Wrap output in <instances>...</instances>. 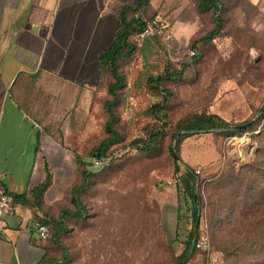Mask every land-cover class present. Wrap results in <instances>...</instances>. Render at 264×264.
I'll list each match as a JSON object with an SVG mask.
<instances>
[{"label": "rangeland", "instance_id": "1", "mask_svg": "<svg viewBox=\"0 0 264 264\" xmlns=\"http://www.w3.org/2000/svg\"><path fill=\"white\" fill-rule=\"evenodd\" d=\"M219 2L223 29L206 41L199 39L215 27L214 13L201 11L200 0H149L141 7L139 14L145 21L165 27L174 39L167 51L160 37L131 38L136 49L119 62L125 79L115 106L120 141L107 150L113 156L108 168L95 169L91 164V151L108 136L104 104L113 81L108 68L102 79L99 73L87 86L85 101L66 109L55 126L46 129L63 145L58 157L70 176L61 196L42 208L52 228L60 220L65 225L59 238L66 254L58 264H179L192 232L197 237L208 235L210 249L193 251L185 264L225 263L226 254L215 242L228 241L234 233L231 226L226 227L227 219L233 217L231 202L215 232L211 211L219 198L231 200L235 195L227 189L211 195V189L241 164L235 160L248 161L254 154L264 140V133L259 134L264 131V117L256 130L242 136L214 130L182 142L178 139L188 132L183 126L199 113H217L230 122L260 117L264 109V0ZM132 3L138 7L136 0ZM193 50L198 57L192 58ZM165 72L172 75L162 82L170 96L158 116L154 110L164 92L151 88L147 81ZM161 130L157 140L150 142L152 134ZM175 155L182 165L192 163L202 170L196 182L201 204L195 226L192 199L179 189L180 180L169 183L177 173ZM72 158L74 163L68 164ZM83 171L89 173L88 186L79 197L83 213L77 217L71 195L83 183ZM168 209L173 211L175 226L165 220ZM249 234L250 239L262 235L260 245L243 244L237 252L243 259L238 256L233 264H255L250 253L253 249L259 255L264 252V228Z\"/></svg>", "mask_w": 264, "mask_h": 264}, {"label": "crops", "instance_id": "2", "mask_svg": "<svg viewBox=\"0 0 264 264\" xmlns=\"http://www.w3.org/2000/svg\"><path fill=\"white\" fill-rule=\"evenodd\" d=\"M125 5L132 0H0V185L23 197L4 216L1 264H57L63 255L34 226L70 179L63 145L46 129L85 101ZM49 173L54 181L37 205L32 191ZM172 212L165 220L174 225Z\"/></svg>", "mask_w": 264, "mask_h": 264}, {"label": "trees", "instance_id": "3", "mask_svg": "<svg viewBox=\"0 0 264 264\" xmlns=\"http://www.w3.org/2000/svg\"><path fill=\"white\" fill-rule=\"evenodd\" d=\"M149 0H137L138 7L134 5H125L120 15V28L114 35L111 44L100 54V79L103 78L102 72L104 68H108L113 81L108 85V93L110 98L105 101V109L108 113V119L105 124V130L107 137L101 142V144L95 147L91 154L96 158H106L109 160L108 164L103 168H108L113 160V156L107 153V150L120 141V135L115 129V123L117 121V115L115 112V106L117 104L118 90L124 85L125 79L120 71V60L127 54L132 53L136 47L132 43L131 38L136 37L149 23L143 19L139 14L141 7L146 5ZM199 8L201 11L206 12L212 10L214 13L215 27L201 37L199 41H206L214 39L223 29V18L220 15V2L219 0H200ZM130 15V17H129ZM158 37V36H153ZM151 38V37H149ZM197 55L192 57L196 58ZM172 75L168 72L159 75H151L148 78V85L158 91L164 92L163 100L156 106L155 114L160 116L163 110L168 104V97L170 92L162 87V82L171 79ZM264 117V109L262 110L258 119H247L241 122H230L222 118L217 113H199L196 114L191 120H189L183 129L187 130V134L178 139V142L186 137H189L198 133H208L211 131H220L223 134L232 136H242L244 133L254 131L257 129L260 123V118ZM166 125H163V128ZM163 132L157 131L150 137V142H155L158 136ZM264 131L260 130V135H263ZM135 146L144 151L148 150V147ZM175 159V172H180V185L181 188L195 204L194 223L195 226L198 220V206L201 204L200 196L196 191V182L200 175L195 173L196 168L190 165H182L180 159ZM235 162H240L238 167L231 168L227 174L220 180V182L211 189V195H215L218 192H223L226 189L232 192L235 196L231 200L224 199L215 203V208L211 211V223L213 224V231L215 232L218 225L224 221L221 217L223 212L226 211V207L231 202L230 212L233 215L232 218L227 219L226 227L231 226L232 232L230 239L225 242H215V246L222 249L226 254V260L224 264H233L234 258H238V250L241 249L243 244L252 242V245H260L261 236L259 239H250L249 231L253 232L256 229L264 228V140H262L259 147L248 161H241L239 159ZM92 164V163H91ZM93 166V165H92ZM98 169V168H95ZM84 181L81 185H78L72 189L71 202L77 208L76 216L81 217L83 213V204L80 201V195L85 191L88 186L87 178L89 173L83 171ZM51 175L47 176V180L35 187L32 194L35 198V203L40 205V199L43 193L50 184ZM21 195H14L13 199H21ZM214 204L211 203V206ZM229 210V209H228ZM36 219L48 226L47 239L53 240L58 244V247L63 250L65 256L66 250L60 241V235L65 231V225L62 220L54 223L53 228L48 219L42 215ZM235 235V236H234ZM198 238L195 233L192 232L184 252L179 256V264H185L193 251H199L192 246V241ZM262 244V243H261ZM264 246V243L262 247ZM191 248V251L189 249ZM264 249V248H263ZM261 255L257 253L256 249L250 254H253V262L255 264H264V252L261 251ZM62 255V256H63ZM243 259V255L239 256ZM60 260V259H57ZM58 264V263H57Z\"/></svg>", "mask_w": 264, "mask_h": 264}, {"label": "built area", "instance_id": "4", "mask_svg": "<svg viewBox=\"0 0 264 264\" xmlns=\"http://www.w3.org/2000/svg\"><path fill=\"white\" fill-rule=\"evenodd\" d=\"M158 36L164 43L165 49L170 51L172 48L173 34L166 30L165 27H160L154 23H148L145 28L136 36L139 41H143L149 37ZM196 50L191 51V56H196ZM109 160L106 158H92V165L94 168H103L108 164ZM201 169H196L195 173L197 175L201 174ZM181 173L177 172L173 179L169 182L170 184H177L180 180ZM14 205V199L12 194L6 191L0 185V239L2 237L3 228H4V216L11 212ZM34 226L38 231L39 236L42 239H47L48 236V226L42 223L40 220L36 219L34 221ZM192 246L197 250L206 251L210 249L209 237L206 234H201L196 240L195 238L192 241ZM1 264V263H0ZM214 264V263H210Z\"/></svg>", "mask_w": 264, "mask_h": 264}, {"label": "water", "instance_id": "5", "mask_svg": "<svg viewBox=\"0 0 264 264\" xmlns=\"http://www.w3.org/2000/svg\"><path fill=\"white\" fill-rule=\"evenodd\" d=\"M175 157H176V159L178 158L176 155H175ZM198 227H199V221H198V223L196 225V228H198Z\"/></svg>", "mask_w": 264, "mask_h": 264}]
</instances>
